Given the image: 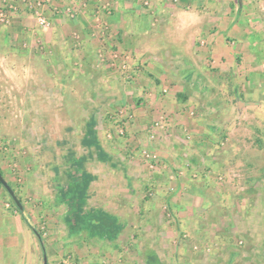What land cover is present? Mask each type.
I'll return each mask as SVG.
<instances>
[{"label": "rangeland", "instance_id": "rangeland-1", "mask_svg": "<svg viewBox=\"0 0 264 264\" xmlns=\"http://www.w3.org/2000/svg\"><path fill=\"white\" fill-rule=\"evenodd\" d=\"M253 1L261 19L247 8L259 25L244 30V42L257 32L245 55L213 45L218 29L194 28L200 58L162 61L154 35L157 60L138 44L113 47L101 36L112 0H83L100 9L96 64L77 40L61 69L41 56L63 57L54 46L7 37L16 20L38 26L18 2L0 25V171L21 208L0 185V264H264V0ZM237 6L222 0L217 10L240 19ZM106 211L107 233L81 230V216Z\"/></svg>", "mask_w": 264, "mask_h": 264}, {"label": "crops", "instance_id": "crops-1", "mask_svg": "<svg viewBox=\"0 0 264 264\" xmlns=\"http://www.w3.org/2000/svg\"><path fill=\"white\" fill-rule=\"evenodd\" d=\"M82 1L83 0H52V2L48 5L46 11L47 17L54 24V27L50 30L43 29L38 26L37 28H29V24L25 26V23L23 25L21 21L16 20L15 23L6 28L5 33H8V37V35H10L9 32L11 31L15 39H17L21 35H25L24 40L27 39L32 43L34 42L35 45H37V43L39 42V44H41L42 46H54L53 50H56V54L59 55L58 57H61L60 55L64 54L63 57L53 61V57L51 58V56H48L45 53L41 54V56H44L42 57L46 66L50 67V64H53L54 67L59 64L60 69L64 66L63 62H65V64L68 63L66 61L68 60V57L70 58V47L74 45L75 41L77 42L78 40V42L83 44L86 54L92 57V60L94 61L95 65V60L97 58L95 54V49L98 46L99 38L97 36H94L92 33V30L95 26V18H93V14L96 8L98 10L100 9L97 7L96 2H90L91 4L89 3V7L83 8L79 6V3ZM142 1L143 0H112L111 14H108V12L103 11L105 12V14H107L103 15L104 20L102 22L109 27V30L107 34L102 35L101 33V36H105L106 39L108 38L109 42L112 44L113 47L115 46L114 43H117L116 45H119L121 47L126 44L129 46L130 43L138 44V46L147 47L149 44H151L150 40H148L147 38H151V36L153 37L154 35L153 40H151L154 43L153 46H155L156 44L162 45V48L160 49L161 51H157L160 53L164 52L162 53L164 55H161L162 57H160L156 52H150L151 49L147 47L148 52L143 53L142 57L144 56L147 58V56L155 55L154 59L157 60V57L159 56L161 58L160 60L162 61L163 59L165 60L166 57L170 56L171 59H177L179 56V51H181V53L183 52V56L180 59L183 61H191L190 56H192L194 60V58L196 57L200 58L199 55L197 56V53L201 54L202 52L195 51L193 49V29H208L209 31V29L212 28L218 29L219 31L215 33L211 32L212 34L208 37V39L212 36L211 41H213V45L215 43L219 45L218 42L214 40L220 41L221 45L219 46L222 48L225 47L221 50L228 52L229 56H233L237 59L238 56L236 55H245L247 50H251V45L247 47V41H249L247 36L249 34H253V36L257 38V36H255L257 32H253L252 34L249 33L248 35L245 34L246 43L244 42L243 38L245 33L244 30H247L246 26H250V28L257 29L259 25L258 21H251V19L248 20L246 16V14L249 13L247 11V8L252 7L251 11L258 13L257 15H255V18L261 19V9L258 8L259 10H257V8H255L257 6L259 7L260 4L258 3L259 5H256L255 1L253 0L251 2L249 0H242V5H240L239 0H237V12L240 15V19L236 18V16H233L230 12L227 13L226 11L222 12L221 10H217L222 0H149L150 6H144ZM199 1L205 2V6L198 7L201 10L203 9L202 11L198 10L201 11L199 15H201L200 17L202 21L193 22L191 19V16L193 17V10H195L193 9V7L197 6V3ZM66 3L75 4L79 7L80 11L76 17L70 18L58 14V12L55 13V6H60ZM230 3L232 4V2ZM232 8L233 7L229 9L232 10ZM17 19H20V17ZM33 23L35 22L33 21ZM251 23L253 24V26ZM32 30H35V32H37L36 36L30 35V32ZM220 30H223L222 36L220 35ZM47 33L49 35H52L54 39L53 37L50 40L49 38H46ZM221 37L223 38L221 39ZM228 37H233V41L230 43L231 45L234 44V48L232 49L230 48L231 45H228V43L226 42ZM236 38L238 41L235 40ZM146 40H148L149 42ZM260 43L264 44V41ZM210 44L212 46V42ZM175 45L185 47V50L182 51L181 48L177 51V48L174 47ZM168 46H173L175 51L171 53L170 50H172V47L168 48ZM163 47L165 48L163 49ZM206 47H208V44L206 45ZM215 47L217 50L218 46ZM207 49L209 51L208 53L210 54V48L208 47ZM48 52L52 53L51 50H49ZM211 52L213 53L212 47ZM52 54H54V52ZM37 55H40V53L38 54L37 52H35L34 56L37 57ZM219 55L220 54H218L217 56ZM54 59L56 58L54 57ZM61 62L62 64L60 65ZM149 72L157 76L158 73L163 72V69L159 66V68H154L152 70H149ZM174 153L176 154V151ZM174 153L169 154V157H171L170 160H173V157H175ZM176 155H178V153ZM175 205L178 204L175 203ZM1 213L3 214V212L0 211V214ZM106 214L109 216L112 215L107 211ZM92 216H99L100 218L102 217L99 212L93 215H90L89 213V215L81 216V220H78L77 222L81 225V230L86 228V226H89L87 220L92 218ZM123 227L124 225L121 226V228ZM94 241L96 242V240Z\"/></svg>", "mask_w": 264, "mask_h": 264}, {"label": "built area", "instance_id": "built-area-1", "mask_svg": "<svg viewBox=\"0 0 264 264\" xmlns=\"http://www.w3.org/2000/svg\"><path fill=\"white\" fill-rule=\"evenodd\" d=\"M19 1L20 2L22 1V4L25 7L29 8L32 15H34L35 17L36 23L38 26L44 29H48L51 27L50 19L47 16H45L43 12L47 10V7L52 2V0H32V1L30 0H9V5H5V7H2L0 9V25H10L11 24L13 17H14V13L18 11L19 6L17 4ZM88 1H95V0H88ZM96 1L103 2L106 0H96ZM105 9L106 8H104V10ZM61 10L65 11V13L71 15L73 18L78 13V12H75L72 6L67 7L65 6V4L54 7L55 12H59ZM146 151H144L145 154H147ZM147 157L151 158V156L148 154H147ZM152 157H153L154 162H156L155 159H157L158 156L154 155Z\"/></svg>", "mask_w": 264, "mask_h": 264}, {"label": "trees", "instance_id": "trees-1", "mask_svg": "<svg viewBox=\"0 0 264 264\" xmlns=\"http://www.w3.org/2000/svg\"><path fill=\"white\" fill-rule=\"evenodd\" d=\"M5 5H9V0H0V9L2 7H5ZM186 98L185 96H183ZM0 174L3 175V173L0 171ZM0 185H2L0 183ZM107 215V214H106ZM114 221V218H113ZM112 218L109 217L108 215L105 216L103 215L101 218L99 216H92V218L88 219V224L93 228L96 232H106L109 230V222H113ZM115 222V221H114ZM116 230V229H115Z\"/></svg>", "mask_w": 264, "mask_h": 264}, {"label": "water", "instance_id": "water-1", "mask_svg": "<svg viewBox=\"0 0 264 264\" xmlns=\"http://www.w3.org/2000/svg\"><path fill=\"white\" fill-rule=\"evenodd\" d=\"M240 5H242L243 1L239 0ZM0 183L5 187V189L9 192V194L11 195V197L14 199V201L16 202L17 206H19V208H21V204L19 203V201L17 200L14 191L10 188V186L8 185L7 181L4 179V177L0 174Z\"/></svg>", "mask_w": 264, "mask_h": 264}]
</instances>
